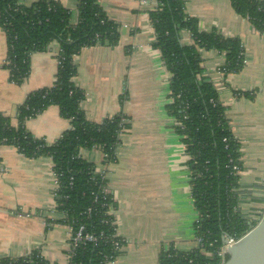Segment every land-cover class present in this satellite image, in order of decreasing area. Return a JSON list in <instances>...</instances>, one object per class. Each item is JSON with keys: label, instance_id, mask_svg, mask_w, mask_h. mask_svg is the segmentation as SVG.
Masks as SVG:
<instances>
[{"label": "crops", "instance_id": "1", "mask_svg": "<svg viewBox=\"0 0 264 264\" xmlns=\"http://www.w3.org/2000/svg\"><path fill=\"white\" fill-rule=\"evenodd\" d=\"M32 0H22L29 4ZM78 22L77 0H55ZM185 13L200 31H216L238 39L245 63L237 73L224 74V54L201 51V68L218 94L230 130L240 146L239 210L247 218L264 214V34L233 10L229 0H182ZM107 19L117 26L115 46L96 44L74 58V85L84 99L80 109L88 121L100 124L121 116L116 161L103 162L98 149L79 155L103 174L113 197L116 235L124 244L115 264H158L163 250L188 252L195 247L197 213L191 198V171L176 120L167 114L170 74L155 48L149 20L153 1L97 0ZM182 45L191 43L187 32ZM59 45L30 58V72L21 85L9 80L6 37L0 28V113L16 125V109L26 97L51 87L57 73ZM242 93L248 97L241 96ZM26 131L46 144L69 129L55 106L25 122ZM52 161L26 158L13 147L0 146V259L20 258L38 251L49 264H68L69 234L56 213ZM48 221L49 226L44 223Z\"/></svg>", "mask_w": 264, "mask_h": 264}, {"label": "trees", "instance_id": "2", "mask_svg": "<svg viewBox=\"0 0 264 264\" xmlns=\"http://www.w3.org/2000/svg\"><path fill=\"white\" fill-rule=\"evenodd\" d=\"M77 1L79 19L73 26L69 24V12L54 0H32L27 5L22 0H0V28L7 47L4 67L12 83L21 85L27 79L33 54L45 52L53 41L59 45V64L52 86L26 97L16 109L15 126L11 118L0 113V146L13 147L26 158H50L58 181L56 210L66 213V218L58 222L84 225L86 231L103 232L111 239L114 227L107 215L111 198L101 193L106 180L79 152L98 148L104 154L103 162H115L123 118L113 116L100 124L87 120L80 109L84 94L73 83V58L96 44L115 46L119 33L97 0ZM156 2L148 16L156 36L154 46L170 74L171 101L166 111L176 120L174 130L181 137L188 158L191 198L197 213L194 237L202 241L200 247L188 252L163 250L158 264H223L227 255H216L222 247L223 233L240 239L258 221L239 211V174L233 166L241 169L240 146L230 130L217 91L203 74L200 53L215 50L224 54L221 71L230 74L243 66V48L238 39L224 38L216 31H200L198 21L185 13L182 0ZM229 2L237 15L264 34V0ZM182 32L188 33L189 45L181 44ZM51 106L57 107L60 116L69 121V129L48 145L33 138L26 131L25 122ZM109 249L108 244H87L76 251L70 264H103ZM0 264L49 263L38 251H32L20 258H1Z\"/></svg>", "mask_w": 264, "mask_h": 264}, {"label": "built area", "instance_id": "3", "mask_svg": "<svg viewBox=\"0 0 264 264\" xmlns=\"http://www.w3.org/2000/svg\"><path fill=\"white\" fill-rule=\"evenodd\" d=\"M55 1V0H54ZM154 2L155 5H157L156 0H151ZM148 2V0H140V5H146ZM245 63V60L243 58V64ZM59 64V62L57 61V65ZM106 118V119H110ZM126 124L125 119L121 120L120 123V127H121V132L125 129L124 125ZM92 149H98V148H92ZM100 150V149H98ZM101 151V150H100ZM102 153V152H101ZM103 159H104V154L102 153ZM53 171V170H52ZM233 171L237 172L239 174L240 169L237 165L233 166ZM96 172V171H95ZM99 174V173H98ZM52 186H53V195L55 197V192L58 188V181H57V177L55 176V174L53 173V181H52ZM101 193L104 196H110V200L111 203L114 205V200L112 195L110 194V192L107 189V185H104L101 188ZM56 198V197H55ZM112 204H110L109 209H108V213L107 215H109L111 217V225L114 227V231L112 234L111 239L108 238L103 232L100 233H90L88 231H86L85 226L84 225H79V226H72L69 224H63L67 227L68 230V234H69V242H68V249L66 252V258L68 260V264H70L71 260L73 259V257L76 254V251L78 249H80L81 247L86 246L87 244H92L94 247H98V246H104V245H109L110 249L109 252L103 256V264H115L116 263V259L118 257V255L120 254L123 244H124V240L119 238L116 235L115 232V226H114V218H113V206ZM57 207V205H56ZM89 212V210H88ZM57 215L59 216V219H65L66 218V213L63 212H59L56 210ZM197 222V219L196 221ZM46 226H49L50 223H48V221H45L44 223ZM239 239H235L234 237H230L228 235L223 236L222 235V247L216 251V255L218 257L223 258L226 254V249L232 245H234ZM201 239L199 237H194V244L196 247H200L201 246Z\"/></svg>", "mask_w": 264, "mask_h": 264}, {"label": "water", "instance_id": "4", "mask_svg": "<svg viewBox=\"0 0 264 264\" xmlns=\"http://www.w3.org/2000/svg\"><path fill=\"white\" fill-rule=\"evenodd\" d=\"M225 254L228 258L223 264H264V214L253 229L226 249Z\"/></svg>", "mask_w": 264, "mask_h": 264}, {"label": "rangeland", "instance_id": "5", "mask_svg": "<svg viewBox=\"0 0 264 264\" xmlns=\"http://www.w3.org/2000/svg\"><path fill=\"white\" fill-rule=\"evenodd\" d=\"M240 211V210H239ZM243 215V214H242ZM246 217V216H245ZM260 216H258V217H256V218H254V217H252V219H254V220H257L258 222H259V220H260Z\"/></svg>", "mask_w": 264, "mask_h": 264}]
</instances>
